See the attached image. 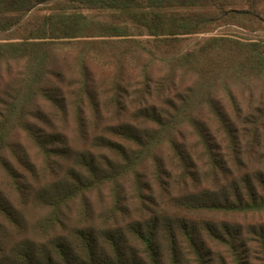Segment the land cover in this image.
Here are the masks:
<instances>
[{"label": "trees", "instance_id": "obj_1", "mask_svg": "<svg viewBox=\"0 0 264 264\" xmlns=\"http://www.w3.org/2000/svg\"><path fill=\"white\" fill-rule=\"evenodd\" d=\"M0 264H264V0H0Z\"/></svg>", "mask_w": 264, "mask_h": 264}, {"label": "rangeland", "instance_id": "obj_2", "mask_svg": "<svg viewBox=\"0 0 264 264\" xmlns=\"http://www.w3.org/2000/svg\"><path fill=\"white\" fill-rule=\"evenodd\" d=\"M14 142H20L21 144H23L24 146L26 145L29 152L31 153V155H33L34 157L36 156V152L35 150L32 148V146L30 145L29 141L27 140L26 137L20 136L18 138L13 139Z\"/></svg>", "mask_w": 264, "mask_h": 264}]
</instances>
